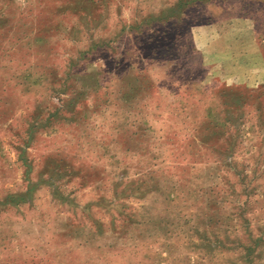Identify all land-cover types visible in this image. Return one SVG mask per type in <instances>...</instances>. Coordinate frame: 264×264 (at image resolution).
<instances>
[{
    "label": "rangeland",
    "instance_id": "374dc122",
    "mask_svg": "<svg viewBox=\"0 0 264 264\" xmlns=\"http://www.w3.org/2000/svg\"><path fill=\"white\" fill-rule=\"evenodd\" d=\"M0 264H264V0H0Z\"/></svg>",
    "mask_w": 264,
    "mask_h": 264
},
{
    "label": "trees",
    "instance_id": "16d2710c",
    "mask_svg": "<svg viewBox=\"0 0 264 264\" xmlns=\"http://www.w3.org/2000/svg\"><path fill=\"white\" fill-rule=\"evenodd\" d=\"M255 246H256V245H254V246H249V247L246 248L248 254L251 253V250H252L253 248H255Z\"/></svg>",
    "mask_w": 264,
    "mask_h": 264
}]
</instances>
